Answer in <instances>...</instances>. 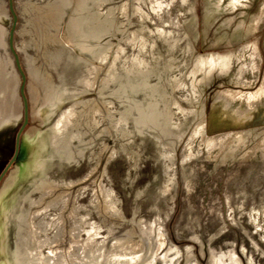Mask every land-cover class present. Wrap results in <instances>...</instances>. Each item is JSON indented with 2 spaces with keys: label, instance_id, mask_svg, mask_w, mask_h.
Listing matches in <instances>:
<instances>
[{
  "label": "rangeland",
  "instance_id": "obj_1",
  "mask_svg": "<svg viewBox=\"0 0 264 264\" xmlns=\"http://www.w3.org/2000/svg\"><path fill=\"white\" fill-rule=\"evenodd\" d=\"M12 2L18 20L14 50L26 78L25 98L29 108V125L22 136L23 147L25 140L30 142L45 131L46 127L32 120V112L39 110L45 91L55 87L61 70L74 54L60 39L65 20L58 26L49 21L52 12L49 6L55 5V0ZM249 6L245 19H242V12L232 15L226 11L214 14L213 20L205 22L206 0H101L97 13L103 23L113 25L112 44L106 53L105 66L86 68V99L72 113L78 128L100 131L101 136L95 142L94 156L83 172L79 175V169L73 176L75 186L70 191L71 199H75L79 191L91 197L96 194L102 199V193L107 197L102 216L92 208L96 204H91L89 234L75 242L78 247L88 249V254L106 243L112 249L124 245L126 249L137 247L144 242V229L151 228L156 221L168 247H176L182 253L187 246L181 242L182 228L195 225L197 232L202 233L205 248L202 256L200 248L193 247L200 264H208L210 256L207 242L210 240L204 238L206 235H233L238 248L241 246L242 232L234 224H247L249 210L242 207V200L245 205L250 204L261 199L264 192V188L254 193L248 190L250 162L246 160L249 152H245L246 149L230 150L218 157L213 156V152L205 153L207 156L200 154L205 161L199 164L194 161L196 157L193 159L187 154V147L191 138L202 132L207 139L214 140L231 135L247 136L246 133L255 135L264 130V10L260 30L247 43H238L236 37L242 22L248 32L252 17L258 16L264 8V0H251ZM0 18L10 19L11 32L13 19L7 0H0ZM247 45L253 46V55L243 83L229 87L219 80L215 70L211 78L209 73L206 74L197 96L194 95L188 81L193 72L202 70L205 62L227 60ZM4 69L8 72L6 65ZM117 69L127 81L152 85L158 101H166L172 112L177 109L180 94L179 90L171 89V78L177 71L187 74L183 81L188 83L194 105L187 108L181 104L184 131H178L174 125L167 134L169 136L155 131L167 150L173 153L168 165L174 168L168 169L167 165L158 170L156 155L142 138L136 136L129 108L116 110L117 100L113 98L116 82L112 76ZM102 92L106 100L101 98ZM239 99L243 100V108L233 121L221 120L224 115L233 114L232 102ZM20 104L23 117L21 97ZM67 109H70L69 105L62 110ZM190 118L193 122L187 129ZM214 122L218 123V129L214 128ZM23 123L24 119L10 141L0 139V178L14 157L16 137ZM25 155L22 150L0 188L16 166L24 161ZM213 230L218 232L213 233ZM69 243L70 240L65 243V248Z\"/></svg>",
  "mask_w": 264,
  "mask_h": 264
},
{
  "label": "bare ground",
  "instance_id": "obj_2",
  "mask_svg": "<svg viewBox=\"0 0 264 264\" xmlns=\"http://www.w3.org/2000/svg\"><path fill=\"white\" fill-rule=\"evenodd\" d=\"M250 1L206 0L208 8L205 22L213 20L214 14L226 11L232 15L242 12V19H245ZM55 3L49 6L52 11L49 21L58 26L65 20L60 39L74 56L61 70L55 87L45 91L39 110L32 112V120L46 127L45 131L30 142L24 141V161L16 166L0 188V264H181L182 261L183 264H200L193 247L200 248L202 256L205 248L202 233H198L192 224L182 228L181 242L187 244L183 253L176 247H168L161 226L156 225L157 221L151 228L144 229V242L137 247L126 249L122 245L120 249H117L119 246L112 249L106 243L99 247L101 249L88 254V249L75 244L89 234L91 204H96L92 208L102 216L107 197L103 193L102 199L96 194L91 197L79 191L75 199H71L70 191L75 186L73 176L79 169V175L83 172L94 156L92 149L95 142L101 137L100 131L88 132L78 128L72 113L86 99V68H98L106 64V53L112 44L113 25L103 23L98 17L97 9L101 0H55ZM263 10L258 16L252 17L248 32L243 28L244 22L241 23L236 36L238 43H247L260 30ZM10 27L9 18H0V139L4 141H10L23 119L19 97L20 75L9 49ZM251 48L253 46L247 45L246 49L243 48L227 60L205 62L202 70L193 72L190 77L177 71L171 78V89L179 90L180 96L177 109L173 112L167 107L166 101H158L152 85L127 81L119 69L114 71L112 79L118 83H115L113 96L117 100L116 110L129 108L136 136L142 138L148 149L156 155L154 159L159 164L158 170L168 165L173 153L167 150L157 132L169 136L167 134L173 125L178 127V131H184L181 104L187 108L194 105L188 83L183 81V77H188L195 96L205 77L210 75L211 78L215 70L220 81L235 87L236 83H243L248 76V65L253 55ZM5 65L8 72L4 69ZM101 98L106 100L104 92ZM242 101L233 100L234 107H229H233V114H226L221 120L232 122L243 108ZM66 105L70 109L63 111ZM192 122L193 118H190L187 129ZM214 123V128L218 129V123ZM246 135L209 140L202 132L191 138L187 154L193 159L196 157L194 161L201 164L205 160L200 158V154L207 156L205 153L213 152L212 155L218 157L230 150L246 149L245 152H249L246 162H250L247 170L250 181L248 190L254 193L264 188V130L255 135ZM207 148L209 150L206 151ZM169 168L174 167L168 165ZM245 204L242 200V207L249 210L246 226L234 224L242 232L241 246L238 248L233 235L221 237V233L213 230L217 234L204 237L210 240L207 241L210 253L208 264H264V192L261 199ZM68 240L69 249L65 248Z\"/></svg>",
  "mask_w": 264,
  "mask_h": 264
},
{
  "label": "water",
  "instance_id": "obj_3",
  "mask_svg": "<svg viewBox=\"0 0 264 264\" xmlns=\"http://www.w3.org/2000/svg\"><path fill=\"white\" fill-rule=\"evenodd\" d=\"M10 15L12 16V19H13V26H12V29H11V32H10V37H9V49H10V52H11L12 56L14 57L16 68H17L18 73H19V75L21 77V80H22V88L20 90V97L22 98V101H23V119H24V123H23V126L20 129L19 133L17 134V137H16L14 157H13L11 163L9 164L8 168L4 172V174L1 176L0 184L3 182L4 178L6 177V175L10 171V169H12V167L19 160L20 153L22 152V139H23L22 136H23L24 132L26 131L28 125H29V108H28V102H27V100L25 98L26 78L23 75V72H22L21 67H20L19 59H18V57H17V55L15 53V50H14V36H15L18 20H17V17L15 15V13L12 10V7H10Z\"/></svg>",
  "mask_w": 264,
  "mask_h": 264
},
{
  "label": "flooded vegetation",
  "instance_id": "obj_4",
  "mask_svg": "<svg viewBox=\"0 0 264 264\" xmlns=\"http://www.w3.org/2000/svg\"><path fill=\"white\" fill-rule=\"evenodd\" d=\"M7 2H8V9H9V12H10V7H12V10H13V12H14V7H13V2H12V0H7Z\"/></svg>",
  "mask_w": 264,
  "mask_h": 264
}]
</instances>
